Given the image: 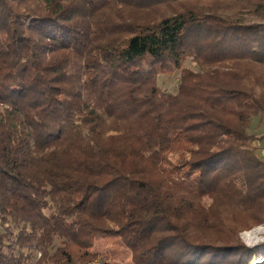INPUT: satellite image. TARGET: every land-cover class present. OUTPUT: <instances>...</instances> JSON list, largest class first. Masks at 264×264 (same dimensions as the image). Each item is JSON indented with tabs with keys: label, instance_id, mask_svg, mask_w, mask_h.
Instances as JSON below:
<instances>
[{
	"label": "trees",
	"instance_id": "trees-1",
	"mask_svg": "<svg viewBox=\"0 0 264 264\" xmlns=\"http://www.w3.org/2000/svg\"><path fill=\"white\" fill-rule=\"evenodd\" d=\"M257 116L264 0H0V264L264 255L238 238L264 223ZM84 226L129 258L98 261Z\"/></svg>",
	"mask_w": 264,
	"mask_h": 264
},
{
	"label": "rangeland",
	"instance_id": "rangeland-1",
	"mask_svg": "<svg viewBox=\"0 0 264 264\" xmlns=\"http://www.w3.org/2000/svg\"><path fill=\"white\" fill-rule=\"evenodd\" d=\"M234 13L238 12L243 18L247 21H256L258 20L255 16L248 15L245 13V10H237L232 9ZM116 11L107 12L108 16H114ZM131 12H125L126 16H130ZM182 67L189 68L192 70H198V66L194 61L189 58L182 64ZM180 78V70L176 68H172L170 70H165L160 72L156 76L157 84L165 90L170 92H176L178 89ZM252 127L250 131H252L257 139L253 142V144L257 147V154L264 159V118L263 117H254L251 120ZM255 226V225H254ZM253 227V226H252ZM81 237L87 244L89 251L96 255L97 260L100 261L102 259H114L118 262H124L129 258L128 251L124 249L122 246L115 243L114 238H107L102 233L96 231L94 228L90 226H84L80 232ZM114 257V258H113Z\"/></svg>",
	"mask_w": 264,
	"mask_h": 264
},
{
	"label": "clouds",
	"instance_id": "clouds-1",
	"mask_svg": "<svg viewBox=\"0 0 264 264\" xmlns=\"http://www.w3.org/2000/svg\"><path fill=\"white\" fill-rule=\"evenodd\" d=\"M238 238L241 245L248 250L259 248L264 245V223H258L252 228L240 231ZM40 255V253H37V258ZM248 264H264V255L253 254L249 258Z\"/></svg>",
	"mask_w": 264,
	"mask_h": 264
}]
</instances>
